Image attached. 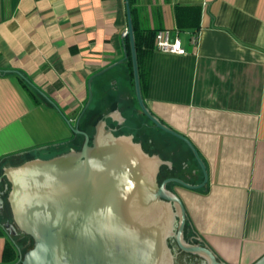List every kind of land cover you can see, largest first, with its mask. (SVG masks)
<instances>
[{
  "label": "crops",
  "instance_id": "1",
  "mask_svg": "<svg viewBox=\"0 0 264 264\" xmlns=\"http://www.w3.org/2000/svg\"><path fill=\"white\" fill-rule=\"evenodd\" d=\"M128 4L141 33L168 30L185 50L151 47L141 93L149 111L185 136L206 165L205 189H176L187 217L224 262L253 264L264 255V0ZM126 30L125 0H0V176L28 156L75 148L80 137L67 121L82 130L115 110L122 122L146 119L135 100ZM117 62L91 81L92 101L81 114L89 78ZM17 73L46 98L34 102ZM159 137L172 147L171 136ZM6 191L1 179L0 264L8 242Z\"/></svg>",
  "mask_w": 264,
  "mask_h": 264
},
{
  "label": "water",
  "instance_id": "2",
  "mask_svg": "<svg viewBox=\"0 0 264 264\" xmlns=\"http://www.w3.org/2000/svg\"><path fill=\"white\" fill-rule=\"evenodd\" d=\"M125 2V36L138 109L154 128L185 145L199 168L200 182L191 184L167 177L159 183L160 167H170V162L146 153L132 136H116L114 130L106 128L107 119L122 122L117 110L98 120L90 143L78 125L67 121L71 132L84 139L80 149L49 158L35 157L2 169L0 181L4 179L8 185L5 200L11 216V223L2 228L9 240L16 232L32 240V247L23 254L16 248L15 264H173L167 244L171 236L182 251L199 255L208 264H227L202 238L203 247L183 241L186 210L168 186L202 190L208 185L209 175L190 141L164 125L145 105L132 18L128 0ZM120 63L89 78L88 98L81 114L92 101L91 81ZM253 264H264V255Z\"/></svg>",
  "mask_w": 264,
  "mask_h": 264
},
{
  "label": "flooded vegetation",
  "instance_id": "3",
  "mask_svg": "<svg viewBox=\"0 0 264 264\" xmlns=\"http://www.w3.org/2000/svg\"><path fill=\"white\" fill-rule=\"evenodd\" d=\"M101 116L98 120L102 118ZM98 120H96L91 125H87L81 130L88 135L89 143L91 142L92 136L94 134V127ZM105 122L106 128H110L115 131L114 135H130L132 136L133 141L139 143L146 153L149 155H157L163 161L170 162V167L164 165L160 167L158 176H160L161 179L158 180L159 183L166 177H177L187 183L196 184L195 179L197 178V174H199V168L192 155L189 153L190 157H184L178 149L174 148L173 146L169 147L170 144L161 140L160 137L159 139H156L149 136V132H158L160 130L154 128L146 119L144 121L138 122L134 118L125 117V120L121 123L116 121L114 122L110 119H107ZM83 140V137L80 136V147L82 146ZM77 143L78 141H76V145ZM80 147L78 149H80ZM166 149L167 151H165ZM168 188L177 194L176 189H178V187L171 186ZM6 223L10 222L6 220ZM18 234L19 233L16 232L15 236L13 237H16ZM200 238L201 237L194 230L190 220L186 216V222L183 230V241L191 246L203 247V243L200 242ZM167 244L173 255V264H208V261L205 258L182 251L173 236L168 238Z\"/></svg>",
  "mask_w": 264,
  "mask_h": 264
},
{
  "label": "trees",
  "instance_id": "4",
  "mask_svg": "<svg viewBox=\"0 0 264 264\" xmlns=\"http://www.w3.org/2000/svg\"><path fill=\"white\" fill-rule=\"evenodd\" d=\"M131 17H132L134 38H135V44H136V52H137V61H138V68H139L140 85L142 86V83H143V80H144V73H143V70H142L143 58L146 55V53L149 51V49L151 47H153L154 36H155V33L157 31L156 32L141 33L136 27L135 20L133 18V13L132 12H131ZM124 44H125V47H126V50H127L129 61H130L129 44H128V38L126 36H125ZM19 81H20L21 85L26 89L28 94L31 96V98L34 100V102H39L41 99L44 100V97H42L35 89H33L29 84H27L20 77H19ZM95 121H96V119L94 118V119H92V121L89 124L91 125ZM66 151L67 150H65L63 152H66ZM63 152H60V153H63ZM32 158H34V156H28L22 162H24L26 160H29V159H32ZM22 162H20V163H22ZM20 163H18V164H20ZM171 186H175V185H169L168 187H171ZM198 191H201V190H198ZM5 198H6V194L3 196V209H2V213L1 214H2V216H3L5 221L6 220L9 221L10 212H9V208H8V205L6 203ZM16 237H18V235ZM13 238L14 237H12L11 240L8 239V242H7V245H6V249L4 251V257H3V263L4 264H15L16 263V261L18 259V254H17L16 248H18L20 250V252L22 253V250H21L22 241L20 239H16L15 240Z\"/></svg>",
  "mask_w": 264,
  "mask_h": 264
},
{
  "label": "built area",
  "instance_id": "5",
  "mask_svg": "<svg viewBox=\"0 0 264 264\" xmlns=\"http://www.w3.org/2000/svg\"><path fill=\"white\" fill-rule=\"evenodd\" d=\"M190 43L196 47L197 35L194 34L190 37ZM153 47L156 51L166 54H185L180 38L177 35L172 36L168 30L157 31L155 33Z\"/></svg>",
  "mask_w": 264,
  "mask_h": 264
},
{
  "label": "rangeland",
  "instance_id": "6",
  "mask_svg": "<svg viewBox=\"0 0 264 264\" xmlns=\"http://www.w3.org/2000/svg\"><path fill=\"white\" fill-rule=\"evenodd\" d=\"M149 134V136H151V137H153V138H156V139H159V134H161V131H158V132H156V131H152V132H149L148 133ZM170 138V137H169ZM170 140H171V142H172V146L174 147V148H176V147H179V149H181L182 150V152H183V154H184V152H187L186 151V149H184V147H182L181 148V144L179 145L175 140H174V138L172 137V138H170ZM77 147L75 148V149H78L79 147H80V141H78V143H77V145H76ZM65 151V150H64ZM63 152V151H62ZM53 155H57V153L56 154H49L48 156H46L47 158L48 157H51V156H53ZM42 156V155H41ZM42 158H45V157H42ZM161 179V177L160 176H158V180H160ZM159 182V181H158ZM176 187H178V186H176ZM179 188V187H178ZM7 189H8V185H7ZM9 222L11 223V216H10V218H9ZM13 239H20L21 241H22V247H21V250H22V253H24L26 250H28V249H30L31 248V246H32V240L29 238V237H27V236H24L23 234H18V237H14Z\"/></svg>",
  "mask_w": 264,
  "mask_h": 264
}]
</instances>
